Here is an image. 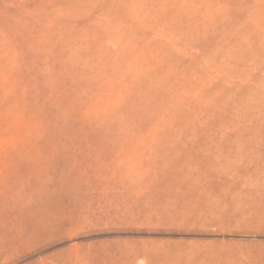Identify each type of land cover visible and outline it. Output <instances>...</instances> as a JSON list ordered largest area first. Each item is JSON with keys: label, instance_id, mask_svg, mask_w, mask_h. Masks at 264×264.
<instances>
[{"label": "rangeland", "instance_id": "374dc122", "mask_svg": "<svg viewBox=\"0 0 264 264\" xmlns=\"http://www.w3.org/2000/svg\"><path fill=\"white\" fill-rule=\"evenodd\" d=\"M0 264H264V0H0Z\"/></svg>", "mask_w": 264, "mask_h": 264}]
</instances>
